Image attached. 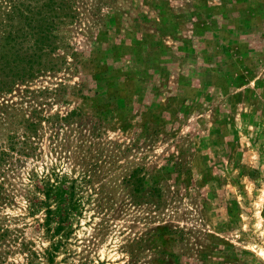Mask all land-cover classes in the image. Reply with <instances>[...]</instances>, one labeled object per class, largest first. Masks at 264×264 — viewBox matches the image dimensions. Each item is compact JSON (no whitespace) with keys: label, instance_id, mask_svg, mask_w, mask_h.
Instances as JSON below:
<instances>
[{"label":"rangeland","instance_id":"obj_1","mask_svg":"<svg viewBox=\"0 0 264 264\" xmlns=\"http://www.w3.org/2000/svg\"><path fill=\"white\" fill-rule=\"evenodd\" d=\"M82 1L0 95V264H264V0Z\"/></svg>","mask_w":264,"mask_h":264},{"label":"trees","instance_id":"obj_2","mask_svg":"<svg viewBox=\"0 0 264 264\" xmlns=\"http://www.w3.org/2000/svg\"><path fill=\"white\" fill-rule=\"evenodd\" d=\"M107 6L116 0H98ZM82 0H0V95L12 93L18 85H28L39 76L69 68L63 55L70 45L66 34L79 17ZM63 50L60 54L57 51ZM71 55L76 58L77 51ZM76 62H79L76 60ZM67 64V65H66ZM9 105L0 103V118L9 114ZM76 110L61 116L68 121ZM35 121H24L26 140L35 132ZM14 143V136L8 138ZM21 152L24 149L21 148ZM0 151V161L6 155ZM140 182V181H139Z\"/></svg>","mask_w":264,"mask_h":264}]
</instances>
